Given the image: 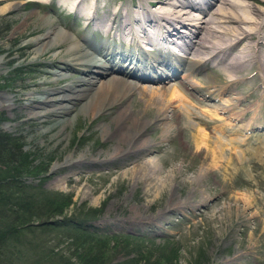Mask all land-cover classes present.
<instances>
[{
  "label": "rangeland",
  "instance_id": "rangeland-1",
  "mask_svg": "<svg viewBox=\"0 0 264 264\" xmlns=\"http://www.w3.org/2000/svg\"><path fill=\"white\" fill-rule=\"evenodd\" d=\"M10 1L17 2L16 0ZM21 1L24 3H20L18 7H12L4 13L0 12V58L2 57L0 96L9 94L14 100L12 111L0 106V114L5 119L0 125V130L4 133L8 132L13 137H18L22 142L23 152L28 154L32 161L29 168L31 172L24 181L28 188L22 197L31 194L37 196L41 192L43 196L63 193L73 201L67 215L83 206L86 209L96 208L101 213L91 226L98 234L105 235L106 233L109 236L126 233L139 234L146 239L144 246L146 245L147 249L153 253L170 249V264H264V158L262 155L258 157L254 154L256 150L258 151L256 147H264V141H261L264 140L262 130L264 128L257 129L258 125L260 128L264 127V107L258 113V116L262 118L258 120L259 122L257 121L258 125L254 122V125L248 126L250 128L248 132H241L244 135L241 137L248 138L240 146L234 143L231 147L225 137L224 140L222 139L223 136L216 130L218 122L216 124L205 123L206 117L199 119L200 110L205 111L210 108L213 110L214 105L218 106L223 101L218 103L217 97L210 100L199 97L189 87L187 88L188 96L190 99L193 97L191 100L193 104L195 103L193 110L197 113L199 120L185 118V115L183 116L178 109L169 110L167 118L169 119L170 115L174 116L168 123L170 129L169 133L164 136V140L161 139L163 125L155 117L157 116L155 106L145 105L146 102H143L144 99L136 91L131 92L124 99L123 108L129 114L128 121H122L124 126L129 125V121L135 119L136 114L140 115L137 117L139 123H150L147 129L142 130L141 139L149 145L148 155L144 158L135 154L127 156L122 154L123 152L121 153L123 157L119 154L120 156L110 160L106 159V161L102 157L114 147H118L116 139L119 135L101 133L102 129L106 130L104 124L115 116L117 108L113 106L109 108V114L107 110L92 117L89 113L88 115L78 111L80 107L78 103L76 104L77 117L67 115V118L68 116L71 118L70 124L65 131L59 132V136L53 137L61 131L59 125L44 135L38 136V130H47V127L55 124V120L39 125L29 118L27 112L29 110L21 108V105L26 104L25 94L33 93L32 91L35 90V87L29 84H32L34 80L35 83H39L53 79V77L47 78L44 75L32 76L33 71H54L48 68V63H59V59L57 57L52 59L54 51L33 59V55L29 53L30 48L24 46L32 37L43 34V30L40 33L32 32L37 26L33 24V21L46 18L55 24L56 31L64 33L69 31L68 35L73 41L77 40L76 35L78 34L88 36V40L93 45L100 44L103 39L98 36V32L95 31L93 34L89 27L88 29L87 26L83 27L84 20L80 12L82 13L85 6L92 7L90 4L92 0H82L78 6L81 11L77 13L66 8L64 4L62 5L63 0H48L47 3H38L33 0ZM69 1L73 2V0ZM155 1L157 0H96V2L94 0V11L97 16L104 17L119 7H130L133 3L135 5L142 3L143 7H146L147 3L154 5ZM160 1L168 2L169 0ZM6 3L8 2L0 0V9ZM257 4L264 7V1L263 3L258 1ZM130 8L133 9V7ZM5 28L8 29L7 32L1 33ZM69 44L64 42L63 46L67 48ZM112 44L116 46L119 40H113L110 45ZM118 48L125 49L123 45ZM109 61L113 69L121 66L123 71H129L133 67L119 58ZM134 68L137 70L138 67ZM209 71L211 72L206 68H203L201 72L192 71L194 74L191 73V75L198 84L196 86L205 85L203 84L204 76L205 74L210 75ZM245 71L241 72L238 78L245 77L244 79L237 80L231 85L233 87H226L229 88L230 95L228 96L225 92L220 97L227 100L233 94H245L246 90L250 92L260 86L254 71L252 69ZM140 72L137 70L136 73L140 74ZM182 74L183 70H179L178 79L182 78ZM73 75L76 76V74ZM211 76L215 80L217 90L225 88L227 77L219 71H213ZM67 80L70 78L66 77L56 85L64 86ZM23 84H26L28 88L21 87ZM145 84L141 82L139 85ZM169 84L168 86H172L176 83ZM41 86L42 90L47 87L46 84ZM162 87L161 89H165L164 86ZM205 89L212 91L211 88L205 87ZM32 97L37 98L39 95L35 93ZM202 98L204 102L207 101L205 103L207 106L201 101ZM248 101L249 103L256 101L255 96L249 97ZM145 108L148 110H144ZM191 121L192 124H190ZM174 122L177 123L176 126L173 125ZM192 125L197 127L199 133H209L210 141H212L211 151H216L218 154L216 146H221L224 155L222 159H219L217 154L211 157V153L201 151L200 146L202 145H199L196 151L193 149L190 141V135L194 134L191 130ZM114 130L111 131L116 132ZM217 135L225 147L224 144L219 145V142L213 138L214 136L217 138ZM240 150L243 154L238 156ZM70 154L72 158L84 154L89 158L88 160H92L81 161L70 167L61 165ZM214 160L216 161L213 162ZM138 163L149 165L145 169L146 179L137 173ZM60 166L62 167L58 168ZM41 170L45 173L40 174ZM67 177H70L68 181L65 180ZM20 194H17V198ZM37 223L39 221L33 220L29 232L23 231L20 237L17 238L15 235L7 241L6 247L0 252V264H60L58 258L70 257L72 253L67 249L69 246L67 237L71 235L69 229L44 230L38 228ZM127 254L124 252L118 255L114 262L125 260ZM70 261L73 262V259Z\"/></svg>",
  "mask_w": 264,
  "mask_h": 264
},
{
  "label": "bare ground",
  "instance_id": "bare-ground-1",
  "mask_svg": "<svg viewBox=\"0 0 264 264\" xmlns=\"http://www.w3.org/2000/svg\"><path fill=\"white\" fill-rule=\"evenodd\" d=\"M3 1L8 3L0 9L2 13L7 12L12 7H18L20 3H24L21 0L20 2L16 0V3H12L10 0ZM33 1L38 3L48 2V0ZM81 1L73 0V2H70L69 0H63L61 2L66 8L77 13L81 11L78 9ZM258 1L263 3L264 0H169L168 2L157 0L154 5L147 3V8L143 7L142 3L136 5L133 3L130 4L133 9L123 6L113 13L99 17L94 11L96 0L95 2L92 0V3H90L92 7L90 5L89 7L85 6L82 13L80 12V16L84 20L83 27L87 26V29L89 27L92 32H98V36L103 39L100 44L97 43L96 45H93L86 35L79 36L80 34H78L76 35V41L71 40L70 35H68L69 31H65L66 33L56 31L55 24L46 18L33 21V24L37 26L32 32L40 33L43 30V34L32 37L24 46L30 48L29 53L33 55V59L40 58L45 53L54 51L52 59L57 57L59 63H48V68L54 69L51 72L47 70L33 71L32 76L44 75V77H53V79L49 82L45 80L39 83H35L34 80L32 84H29L34 86L35 90L32 91L33 93L25 94L27 101L26 104L21 105V108H27L29 110L27 111L29 118L33 122L36 121L39 125L47 124V122L54 119V125L47 127L45 131L38 130L37 133H39L38 136L44 135L47 131H51L59 125L61 131H58L53 136L57 137L59 132L65 131L70 124L71 118L69 116L67 118V115L70 114L74 118L77 117L76 104L79 103L78 105L80 106L78 111L89 113L92 117L107 110L109 114V108L112 106L116 107L115 116L104 124L106 130H101L103 134L119 135L118 139H116L118 147H114L112 151H108L105 156H102L105 161L106 159L110 160L120 156L119 154L122 152V154L127 156L135 154L142 158L148 155L149 145L141 137L143 135L142 130L148 127L150 123H139L137 117L140 115L138 114L137 116L136 114L135 119L129 121V125L124 126L122 124V121H128L129 117L127 110L123 108L124 99L131 92L135 93V91L144 99L145 105H149V107L155 106L154 110L157 112L155 117L163 125L161 139L169 133L170 126L168 123L174 116L171 117L170 115L168 119L169 114L167 115V113L169 110L178 109L187 119L201 120V118L204 119L206 117L207 121L205 123L216 124L218 122V129L216 130L223 136L222 139L224 140L225 137L230 146H233L234 143L240 146L248 138L241 137V135L244 136L242 133L248 132L247 130L250 129L248 128L249 125L262 119L258 116V113L264 107V7H260L257 4ZM113 40H119V44L116 46L112 44L111 46L110 44ZM64 42L70 43L67 48L63 46ZM122 45L125 49L120 50L118 47ZM151 51L152 53H149ZM113 58L126 61L128 65H133V67L129 68V71H123L119 66L113 69L109 65V60ZM143 58L150 59L145 69L147 70L145 75L136 73L137 70L134 68V65H139L140 62L145 60ZM1 60L2 57L0 58V64H2ZM203 68L211 70V72L209 71L210 75L205 74L203 81L205 85L202 84L203 87L196 86L198 84L191 73L192 71L201 72ZM246 69L254 71L260 86L250 92L246 90L247 94L234 95L232 93L233 96L231 94L232 97L227 98V100H225L226 98L223 99L224 97H220L225 92L228 93V96L230 95L228 91L230 86L235 84L237 80L245 78L241 77V79H238L240 78L239 74ZM179 70H183L182 78L180 77V79L177 77ZM213 71H219L224 77H227L226 85L224 83L225 88L221 90L215 88V80L211 76ZM73 74H76V76ZM66 77H69L70 80H67L64 86L56 85L66 79ZM258 80L255 81L258 82ZM141 82L146 84L141 86L139 85ZM153 82H158V84L154 85ZM173 82L176 84L168 86L170 85L169 83ZM45 84L47 87L42 90L40 87H42L41 85L45 86ZM221 85L223 86V84ZM162 86L165 89H161L163 88ZM21 87L28 88L26 84ZM188 87L199 97H205L207 100L217 97L218 103L223 102L218 104V106L214 105L215 107L212 105L213 110L211 108L205 111L200 110L198 119L197 113L193 110L195 103L191 102L193 95L189 94L192 99L188 96ZM205 87L207 89L211 88L212 91H206ZM226 87L229 88L227 89ZM34 92L39 97H32L35 94ZM213 93L214 95L211 96ZM251 96H255L256 99L253 103L248 101ZM203 98L201 101L205 104L207 101L204 102ZM13 102L14 100L9 94L0 96L1 107H6L12 111L14 109ZM144 110L148 109L145 108ZM190 124H192V121ZM173 125L176 126L177 123L174 122ZM196 128L195 125L194 127L192 125L191 130L194 131V134L190 135V141L193 144V149L196 151L199 145H202L200 146L201 151L211 153V155L209 154L211 157L212 155L215 156L217 154L216 151L213 152L210 149L212 141H210L209 133H199ZM262 128L264 127L260 128L259 125L257 127V129ZM110 129H115L116 132ZM262 130L264 131V129ZM213 138L216 142H219V145L224 144L222 140L218 139V135L217 138L216 136ZM261 141L263 142L264 140ZM217 147V156L222 159L223 151L220 148L221 146ZM213 148L216 150L215 147ZM256 148L258 151L256 150L253 153L258 157L262 155L264 158V147L259 146ZM244 150L246 149L244 148ZM122 154L120 157H123ZM240 154H243L242 150L238 151L237 155L239 156ZM88 159L84 154L76 158H72L70 154L61 165L70 167V165H75L81 161L89 162L92 160ZM138 164L137 173L139 176L145 177V169L149 165L146 163ZM69 178L67 177L65 180L68 181Z\"/></svg>",
  "mask_w": 264,
  "mask_h": 264
},
{
  "label": "trees",
  "instance_id": "trees-1",
  "mask_svg": "<svg viewBox=\"0 0 264 264\" xmlns=\"http://www.w3.org/2000/svg\"><path fill=\"white\" fill-rule=\"evenodd\" d=\"M7 30L5 28L1 33L5 34ZM4 121L0 114V125ZM22 147L18 137L0 130V252L12 236L18 238L23 231L29 232L34 220L39 221L36 225L40 229L65 228L71 232L67 237V249L72 254L68 258H58L60 264H170V249L153 253L144 246L146 239L139 234H98L91 226L101 213L96 208L83 206L67 215L73 201L63 193L43 196L41 192L37 196L22 197L28 188L24 181L32 164ZM44 173V170L40 171V174ZM124 252L128 253L127 258L114 262Z\"/></svg>",
  "mask_w": 264,
  "mask_h": 264
}]
</instances>
